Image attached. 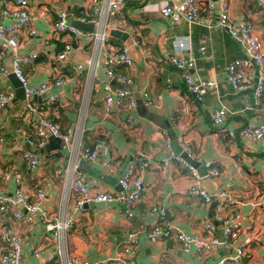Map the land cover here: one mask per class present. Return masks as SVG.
I'll list each match as a JSON object with an SVG mask.
<instances>
[{
    "label": "crops",
    "instance_id": "crops-1",
    "mask_svg": "<svg viewBox=\"0 0 264 264\" xmlns=\"http://www.w3.org/2000/svg\"><path fill=\"white\" fill-rule=\"evenodd\" d=\"M109 1L113 0H29L30 23L38 37H50L51 26L60 11L74 20L86 17L85 23L93 24L90 33L79 32V38L73 40V50L62 63L63 67L52 60L58 53L56 48L54 51L42 49L38 40H28L26 52L42 53L33 64L21 68L26 86L32 87L61 73L64 83L51 90L56 102L46 116L61 131L69 127L81 129L84 146H90L96 139H104L107 143L105 157L80 162L82 178L97 192L119 194L115 190L118 186L109 185L104 177L118 182L121 170L135 156L142 155L148 162L142 172L146 189L136 203L127 206L114 201L84 205L74 227L66 233L69 257L77 264H120L118 253L126 246L127 235L133 233L132 264L163 261L167 264H216L238 248L243 256L235 264H264V220L258 206L264 201V138L252 143L241 137L244 127L264 125V113L254 108L251 89L233 90L223 73L225 66L246 61L243 49L220 27L173 23L158 14L157 9L162 4L174 5L179 0H123V7L113 15L105 13ZM240 14L246 15L264 52V10L253 0H228L229 19L237 21ZM103 19L107 26L102 43L84 36L100 33L104 28ZM111 30L127 34L134 53H129L122 41L110 36ZM180 42L185 49L179 52L177 43ZM56 43L61 46L60 36ZM120 48L127 50L131 65L112 69L125 75L130 83L121 88V84L112 82L110 89L130 92L135 109L131 112L125 108L113 109L105 114L102 109L105 81L102 73L99 74V65L111 49ZM169 56L190 59L191 78L210 80L214 88L204 89L201 101L195 102L186 92L178 72L169 64ZM247 66L248 73L255 76V66ZM8 76L0 80V90L11 94L13 99L0 112V196L21 188L32 203L35 189L41 188L45 194L42 209L47 214L69 212L70 205L63 210L59 206L66 147L60 144L59 150L43 149L38 154V168L34 171L26 168L21 154L27 148L19 138L20 133L27 130L21 118L25 98L23 101L14 98ZM143 95L149 98V105ZM43 101L42 96L31 98L33 104L40 105ZM138 102L142 109L137 108ZM214 110L226 112L220 127L212 126L207 117L208 111ZM127 117L132 119L133 125H128ZM178 138L191 149L192 159H187L180 150ZM165 141L173 155L185 159L194 168L196 180L178 162L166 160ZM116 162L118 168L113 166ZM209 163L219 176H207L206 164ZM192 187L202 189L211 198L210 202L189 195ZM219 194H224L225 215L233 219L231 224L235 226L226 243L204 252L193 248L182 252L176 240L177 233L208 238L209 233L204 228L212 224V237L220 242L223 240L221 227L213 218ZM153 210L165 212L160 224L172 227L167 238H148L151 228L159 222ZM43 222L37 215L29 223L14 222L8 210H1L0 225L12 228L20 238V264H33V251L46 254L51 235L45 232ZM53 261L58 262L56 256Z\"/></svg>",
    "mask_w": 264,
    "mask_h": 264
},
{
    "label": "built area",
    "instance_id": "built-area-1",
    "mask_svg": "<svg viewBox=\"0 0 264 264\" xmlns=\"http://www.w3.org/2000/svg\"><path fill=\"white\" fill-rule=\"evenodd\" d=\"M254 3L264 10V0H253ZM123 7V0L109 1L106 5L105 13L113 15ZM158 14L173 23L185 22L190 24H199L205 27H220L243 49L246 61L243 64L233 62L223 68V73L229 86L235 91H253L254 108L264 113V52L258 39L253 35L251 26L247 22L246 15L240 14L237 21H232L228 17V0H179L174 5L162 4L157 9ZM203 12V15H201ZM67 14L63 11L57 13L56 21L51 26L50 37L45 39L38 37L31 26L29 16V0H0V80L5 79L8 74H12L18 83L24 89L25 101L22 103V120L27 126V130L20 133L19 138L22 144L27 148L23 150L21 159L29 171H34L40 165L39 152H42L48 142V137L57 138L60 143L66 147L67 160L63 169L61 179V199L60 207L62 210L70 205L69 212L62 214H47L42 209L45 200L43 189L36 188L33 195L34 201L29 202L28 196L21 188H16L9 195L0 196V212L8 210L11 213V219L14 222L29 223L34 216L43 219L44 230L51 235V244L46 248V254H41L40 250L33 251V264H77L76 260L69 257L66 251V233L69 232L77 222V218L87 204H109L114 201H121L127 206L136 203L140 194L145 191L146 186L142 182V172L148 165L146 157L138 155L133 157L132 161L121 170L118 185L121 192L118 194L112 192H97L82 178L80 173V162L94 161L100 156L105 157L108 151L107 143L104 139H96L90 146H84L81 142V129L66 128L63 131L53 121L49 120L48 110L53 108L56 102V96L51 93L53 88H59L64 83L61 73L56 74L51 80H46L37 87L26 86V80L22 73V67L33 64L38 55L42 52H26L25 47L28 40H38L42 49L54 51L55 41L61 37V49L55 54L52 60H56L63 67L69 54L73 50L72 42L79 38L80 33L71 28L66 22ZM105 17V15H104ZM85 23L86 17L77 19ZM103 30L100 33H94L87 36L92 40L103 42L105 34L104 19L101 23ZM38 38V39H37ZM179 52L185 49L183 43H177ZM203 53V50H200ZM168 62L174 70L180 75L186 92L195 102L201 101V93L204 89L214 88V82L192 79L190 69L192 62L190 59H182L178 56H169ZM248 64L256 68L255 76L248 73ZM131 65L128 52L125 48L114 49L105 56L99 65L105 83L102 84L103 112L109 113L113 109L125 108L127 112L135 109V101L130 92L121 90L112 92L110 84H129V79L122 74L113 71L114 66L129 67ZM44 97V101L39 104L31 102L32 97ZM146 104H150L149 98L143 95ZM13 101L12 95L0 90V112ZM207 117L212 126L220 127L226 119V112L223 110L208 111ZM128 125H133L132 119L127 117ZM241 137L252 143H259L264 138L263 124H250L241 130ZM180 150L187 159H192V151L186 145L182 138L177 139ZM164 149L168 153L167 161L178 162L188 173V175L197 179L194 168L180 156L173 155L169 151L167 142L164 143ZM163 160V164L166 163ZM104 166L105 163H103ZM212 163L206 164L207 176L217 177L219 172L211 167ZM113 166L118 168V162ZM0 168V175H1ZM189 195L200 198L203 202L209 203L211 198L202 190L196 187L190 188ZM224 194H219L214 208V222L221 227L223 240L220 242L212 237L214 226L206 225L205 232H208V238H201L198 235L176 234V240L181 247L182 252L186 253L192 248L197 252H204L212 247L225 244L228 236L234 230L235 226L231 224L233 219L225 215L223 198ZM264 220V201L258 204ZM153 212L159 220L148 233V238L158 240L167 238L171 233L170 225L160 224L165 218V212L158 210ZM264 228V227H263ZM0 244L2 251L0 253V264H20V238L18 233L12 228L2 227L0 225ZM135 248V235L130 233L126 237V246L118 253L117 261L120 264H132V255ZM54 256L58 262L53 261ZM243 256L241 249H236L231 256L221 258L216 264H235ZM159 264H167L161 262Z\"/></svg>",
    "mask_w": 264,
    "mask_h": 264
},
{
    "label": "water",
    "instance_id": "water-1",
    "mask_svg": "<svg viewBox=\"0 0 264 264\" xmlns=\"http://www.w3.org/2000/svg\"><path fill=\"white\" fill-rule=\"evenodd\" d=\"M66 22L67 24L73 28L74 30L80 32L81 34H85V33H90L93 29V24L92 23H83V22H79L78 20H74L70 17H66ZM110 36L122 41L125 45V47H127L128 52L129 53H134L133 48L130 47V42L128 41V36L127 34H123L117 30H111L109 32ZM99 74H101V70L99 69ZM102 75V74H101ZM8 78L11 80L12 82V86L14 88V98L17 99L18 101H23L25 96H24V89L23 87L18 83V81L16 80V78L10 74L8 76ZM121 88H123V85H120ZM119 87V88H120ZM42 98H44L42 96ZM137 108H141L142 109V104L140 102L137 103ZM60 140L57 138H53V137H48V142L45 146V150H48L50 148V150H59L60 148ZM202 175V173L200 174V176ZM105 181L109 182V185H114V183L118 186L117 188H115L116 192H121V189L118 185V182L116 181H111L109 178L104 177Z\"/></svg>",
    "mask_w": 264,
    "mask_h": 264
},
{
    "label": "trees",
    "instance_id": "trees-1",
    "mask_svg": "<svg viewBox=\"0 0 264 264\" xmlns=\"http://www.w3.org/2000/svg\"><path fill=\"white\" fill-rule=\"evenodd\" d=\"M56 49H57V51L59 52L60 51V49H61V46L60 45H58L57 43H56Z\"/></svg>",
    "mask_w": 264,
    "mask_h": 264
}]
</instances>
